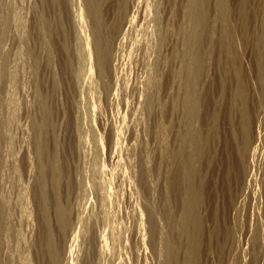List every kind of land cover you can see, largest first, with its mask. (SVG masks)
Segmentation results:
<instances>
[{
	"label": "rangeland",
	"instance_id": "rangeland-1",
	"mask_svg": "<svg viewBox=\"0 0 264 264\" xmlns=\"http://www.w3.org/2000/svg\"><path fill=\"white\" fill-rule=\"evenodd\" d=\"M98 8L100 20L83 0H0V264H161L159 227L165 264H264V0ZM38 100L51 108L49 223Z\"/></svg>",
	"mask_w": 264,
	"mask_h": 264
},
{
	"label": "bare ground",
	"instance_id": "bare-ground-1",
	"mask_svg": "<svg viewBox=\"0 0 264 264\" xmlns=\"http://www.w3.org/2000/svg\"><path fill=\"white\" fill-rule=\"evenodd\" d=\"M2 2V1H1ZM83 6H84V10H85V14H86V16H87V18L89 17V19H91L93 16H95L96 18H98V20H100V16H101V14H100V9L98 8L99 7V0H83ZM7 7V6H6ZM194 8H195V6H192L191 5V7H190V10L193 12V10H194ZM77 9H79V8H77ZM196 9H197V5H196ZM10 10V9H9ZM8 10V11H9ZM7 11V10H6ZM5 11V12H6ZM11 11V10H10ZM13 11V10H12ZM195 11V10H194ZM4 12V11H3ZM80 14V13H79ZM0 15H1V13H0ZM14 15V14H13ZM14 17V16H13ZM16 17V16H15ZM43 19V18H42ZM79 19V18H78ZM48 20H49V18L46 20V22H45V25H46V23H48ZM9 21H10V19H9ZM40 21V20H39ZM78 21V20H77ZM2 22V21H1ZM1 22H0V24H1ZM4 22H6V21H4ZM10 23H12V22H10ZM43 23H44V20H43ZM80 24V23H79ZM9 25V24H8ZM198 24H197V22H195V26H197ZM6 26V25H5ZM42 26V25H41ZM39 27H40V25H39ZM39 27H38V29H39ZM78 27H80L79 25H78ZM4 27H2V29H3ZM5 28H7V27H5ZM10 28V27H9ZM1 29V28H0ZM42 29V28H41ZM48 29H50V27L48 28ZM7 31H5V32H7V34H8V29H6ZM46 30V29H45ZM44 30V31H45ZM1 31V30H0ZM49 31V30H48ZM1 32H3V30L1 31ZM42 32V31H41ZM95 32H96V40H95V46H96V50L98 51V56L96 57V60H97V62L98 63H100L102 66H103V64H104V49H105V45H106V38L104 37V35H103V31H102V26H101V23L99 24L98 23V25H96V27H95ZM4 33V32H3ZM46 33V32H45ZM5 34V33H4ZM4 34H2L3 36H4ZM6 35V34H5ZM45 35V34H44ZM6 37V36H5ZM54 39V38H53ZM44 41H45V39H44ZM0 42H1V40H0ZM8 42V41H7ZM53 42V41H52ZM45 43V42H44ZM49 42H47L46 41V43L45 44H48ZM1 44V43H0ZM40 44V43H39ZM43 44V43H42ZM44 44V45H45ZM51 44V43H50ZM50 44H48V45H50ZM47 45V46H48ZM46 46V45H45ZM44 46V47H45ZM51 47H53V46H51ZM50 46H49V48L50 49H52L53 50V48H51ZM49 48H47L46 47V49H49ZM7 50V49H6ZM47 51V50H46ZM45 51V52H46ZM51 51V50H50ZM49 51V52H50ZM32 53V52H31ZM52 53H53V51H52ZM45 54V53H44ZM50 54V53H49ZM51 55V54H50ZM49 56V55H48ZM53 55H51V56H49V57H52ZM31 59V58H30ZM48 59V58H47ZM50 60V59H49ZM33 61V60H32ZM35 63V62H34ZM30 66V65H29ZM33 66V65H32ZM3 68V67H2ZM33 68V67H32ZM5 70H7V69H5ZM36 70V69H35ZM2 70H0V72H1ZM7 73L8 72H5V74H4V76L5 75H7ZM0 75H2V74H0ZM8 76V75H7ZM6 76V77H7ZM38 76V75H37ZM1 78H2V80H3V76H1ZM6 79V78H5ZM5 79H4V83H5ZM57 79V78H56ZM1 83H2V81H0ZM28 84V83H27ZM58 84V83H57ZM4 85V84H3ZM1 86V85H0ZM38 86V85H37ZM23 87V86H22ZM21 87V88H22ZM25 87V86H24ZM3 89V88H2ZM24 89V88H23ZM40 89V88H39ZM3 91V90H2ZM7 91V90H6ZM8 92V91H7ZM39 92V91H38ZM23 93V92H22ZM22 93H21V95H22ZM9 94V93H8ZM41 95L43 94V93H40ZM2 95V94H1ZM40 95V96H41ZM46 95V94H45ZM9 96V95H8ZM7 96V97H8ZM12 96V95H11ZM10 96V97H11ZM16 96V95H15ZM18 96V95H17ZM23 96V95H22ZM43 96V95H42ZM47 96V95H46ZM34 97V96H33ZM17 98V97H16ZM15 98V99H16ZM37 98V97H36ZM39 98V97H38ZM44 98H46L45 96H43V98L41 97V98H39V99H44ZM0 99H1V97H0ZM7 99V98H6ZM48 99V98H47ZM2 100V99H1ZM27 100V99H26ZM30 100V99H29ZM37 100V99H36ZM45 100V99H44ZM3 101V100H2ZM2 101H0V102H2ZM10 101H11V99H10ZM42 101V100H41ZM23 102H25V101H23ZM33 102H35V101H33ZM43 102V101H42ZM37 103V102H36ZM38 103H39V100H38ZM37 103V104H38ZM45 103V107L42 105V104H40V105H42L44 108H45V116L44 115H42V116H44L45 117V120L43 119V122L42 123H38V124H36L35 123V125H34V127L37 129V139H35V144H37L36 145V153H37V155H38V159H39V162H38V165H39V163H40V165L37 167V168H39L38 170H39V175H38V178L39 179H37L38 180V187H39V191H40V193H39V201H37V199H36V201L37 202H40V203H38V204H40L39 205V207H40V210H41V218L43 219L44 218V220L46 219V221H45V223L47 222V223H49L50 222V220H49V214H50V201H51V199L49 200V198H50V196H49V194L50 193H48V190H47V186H46V183H48V182H46L47 181V177H46V175H45V172H44V170H45V166H47V163H46V161H47V154H46V152H47V143L45 142V140H44V138H45V135H46V128H47V126H48V121H47V115L48 114H50V112H51V108H50V106L49 107H47L46 106V103L47 102H44ZM38 104V105H39ZM17 105V104H16ZM37 106V105H36ZM42 106H41V108H42ZM25 107V106H24ZM43 108V109H44ZM22 109V108H21ZM19 110V109H18ZM6 111V110H5ZM16 111V110H15ZM41 111V110H40ZM17 112V111H16ZM1 113V112H0ZM15 113V112H14ZM43 113V112H42ZM9 114V113H8ZM12 114V113H11ZM19 114V113H18ZM2 115V114H1ZM7 115V114H6ZM11 116V115H10ZM12 117V116H11ZM37 117V116H36ZM40 117V116H39ZM43 117V118H44ZM1 116H0V120H1ZM5 118V117H4ZM16 118V117H15ZM38 118V117H37ZM37 118H36V120H37ZM41 118V117H40ZM39 119V118H38ZM9 120H11V119H9ZM13 120V119H12ZM34 120H35V118H34ZM5 121V120H4ZM38 121V120H37ZM2 122H3V119H2ZM2 122H1V124L0 125H3L2 124ZM10 122V121H9ZM36 122V121H35ZM40 122V121H39ZM4 126V125H3ZM5 126H7L6 124H5ZM33 126V125H32ZM11 127V126H10ZM1 128H2V126H1ZM34 128V129H35ZM1 130V129H0ZM2 131V130H1ZM4 131V130H3ZM10 131V130H9ZM5 132V131H4ZM7 133V132H6ZM1 135H3L2 133H0ZM5 135V134H4ZM8 135V134H7ZM6 135V136H7ZM3 137V136H2ZM8 137V136H7ZM4 138V137H3ZM10 138V137H9ZM6 139V138H5ZM1 141V140H0ZM6 144V143H5ZM114 145V144H113ZM9 146V145H8ZM6 147V146H5ZM2 149V148H1ZM5 149V148H4ZM1 151V150H0ZM11 151V150H10ZM2 154V153H1ZM8 154V153H7ZM46 154V155H45ZM3 155V154H2ZM1 155V156H2ZM11 155V154H10ZM14 155V154H13ZM12 155V156H13ZM3 156H5V155H3ZM3 156H2V158H3ZM9 156V155H8ZM1 158V157H0ZM8 160H10L9 158H8ZM3 161H5V160H3ZM15 161V160H14ZM148 162V161H147ZM147 162H145V163H147ZM13 163V162H12ZM15 163H16V161H15ZM5 164H6V162H5ZM5 164H4V166H5ZM1 167V166H0ZM10 167H12V166H10ZM50 167L52 168V169H56V167H57V165L55 164V161L53 160L52 162H51V165H50ZM13 168V167H12ZM1 169V168H0ZM10 169V168H9ZM2 170V169H1ZM1 170H0V172H1ZM18 170V169H17ZM10 171V170H9ZM3 173V172H2ZM58 180V179H57ZM57 180H55V182L57 183ZM7 182V181H6ZM37 183H35V184H37ZM2 184V183H1ZM3 190V189H2ZM38 191V190H37ZM3 192V191H2ZM4 193V192H3ZM38 195V194H37ZM52 196V195H51ZM56 196V195H55ZM57 196L59 197V195H58V193H57ZM55 198L56 199V203H55V205H56V215H57V217H58V222L60 223V225L62 226L61 228H63V229H65V227L68 225V223H69V219L65 216V214H64V210H63V208H62V206L60 205L61 204V202H60V200H59V198ZM61 197V196H60ZM3 198V197H2ZM37 198V197H36ZM1 200V199H0ZM30 200V199H29ZM2 201V204H4L3 203V200H1ZM12 202V201H11ZM1 204V203H0ZM1 204V205H2ZM9 204V203H8ZM7 204V205H8ZM12 206H13V204H12ZM7 209V208H6ZM8 209H9V207H8ZM2 210H5L4 208L3 209H1V206H0V235H1V231H2V228H5V227H3L2 225V219H4L2 216H3V214L4 213H2L3 211ZM12 210V209H11ZM27 210V209H26ZM9 211V210H8ZM6 212V211H5ZM29 213V212H28ZM149 220L150 221H154L153 222V226H157V225H159V219H160V217L158 218L157 217V214L155 213V211L153 210V209H150L149 210ZM4 215H6V214H4ZM8 215V214H7ZM31 215V214H30ZM4 222V221H3ZM13 222V221H12ZM14 223V222H13ZM12 225V224H11ZM8 226H9V223H8ZM48 226V225H47ZM11 227V226H10ZM15 230V229H14ZM158 235H155V232H153L154 233V249L156 250L155 252L156 253H158L157 255H158V259H160L161 261V264H165L166 263V257H167V255L168 254H170L171 253V247H169L168 246V242H167V239H166V233L164 232V233H162V229L159 227L158 228ZM6 232V231H5ZM11 232H12V230H11ZM10 232V233H11ZM16 232V231H15ZM13 233V232H12ZM11 236V235H10ZM8 238V237H7ZM13 238V237H12ZM17 239V238H16ZM11 240V239H10ZM12 242V241H11ZM13 243V242H12ZM21 257V256H20ZM25 257V256H24ZM21 259H22V257H21ZM23 261V260H22Z\"/></svg>",
	"mask_w": 264,
	"mask_h": 264
}]
</instances>
